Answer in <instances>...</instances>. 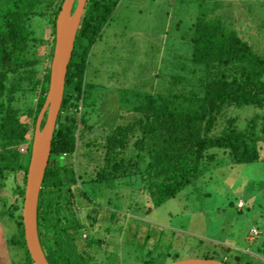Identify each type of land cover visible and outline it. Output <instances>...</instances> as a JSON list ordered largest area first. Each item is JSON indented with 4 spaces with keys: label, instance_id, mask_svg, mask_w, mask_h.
I'll return each instance as SVG.
<instances>
[{
    "label": "trees",
    "instance_id": "16d2710c",
    "mask_svg": "<svg viewBox=\"0 0 264 264\" xmlns=\"http://www.w3.org/2000/svg\"><path fill=\"white\" fill-rule=\"evenodd\" d=\"M64 1L0 0V224L8 231L6 247L21 255L14 264H34L25 241L23 200ZM120 1L88 0L76 36L38 206V233L49 264H99L94 247L103 241L89 231L105 223L101 217L97 222L102 206L92 197L101 185L125 181L131 189L137 186L150 212L224 159L232 165L264 162V53L255 54L216 14L233 0H200L213 3V11L198 15L183 37L191 49L188 63L178 68L162 94L145 97L121 125L97 134L95 121H90L96 104L85 97L91 98L99 85L86 82V71L91 50ZM36 19L50 29L48 39L38 35ZM220 119L224 126L217 131ZM45 122L46 117L41 128ZM10 178L12 202L3 195ZM77 209L86 210L89 227L75 217ZM108 213L115 224L117 211ZM114 230L107 227L109 233ZM84 232L88 235L83 239ZM203 259L243 264L239 257L230 262L228 255Z\"/></svg>",
    "mask_w": 264,
    "mask_h": 264
},
{
    "label": "rangeland",
    "instance_id": "374dc122",
    "mask_svg": "<svg viewBox=\"0 0 264 264\" xmlns=\"http://www.w3.org/2000/svg\"><path fill=\"white\" fill-rule=\"evenodd\" d=\"M210 3L119 2L91 50L86 71V82L99 85L91 98L87 94L85 97L86 102L94 98L96 104L90 121H95L97 134L101 136L121 125L122 118L130 117L133 106H138L145 97L165 91L167 82L177 77L178 68L188 63L191 49L183 37H187L198 15L212 13L214 4ZM216 14L249 43L255 54L264 53V0H233ZM33 26L38 35L49 38L50 29L44 20H34ZM223 120L220 119L217 131L223 128ZM86 135L94 138L93 134ZM67 162H74V158H67ZM221 162L176 198L150 212L137 186L131 189L124 181L97 187L92 193L95 202L102 206L97 222L105 221L89 231L103 241L101 246L94 247L100 253L97 263L103 260L108 264H145L152 260L167 264L175 257L222 259L228 255L230 262L239 257L243 264H264V162L238 165L229 164L227 159ZM82 165L85 167L86 162ZM88 171L95 173L91 168ZM20 179L19 176L16 181ZM6 183L3 195L12 202L13 181L10 178ZM91 189L88 187L89 194ZM110 210L117 211L115 224L109 222ZM86 216V210L75 211V217L89 227ZM109 226L114 232L107 231ZM253 231L257 234L253 235ZM7 234L0 224V264H14L16 255L21 257L6 247ZM87 235L84 232L82 238ZM77 243L82 244L79 240Z\"/></svg>",
    "mask_w": 264,
    "mask_h": 264
},
{
    "label": "water",
    "instance_id": "95a60500",
    "mask_svg": "<svg viewBox=\"0 0 264 264\" xmlns=\"http://www.w3.org/2000/svg\"><path fill=\"white\" fill-rule=\"evenodd\" d=\"M88 0H65L56 20L55 46L50 69V82L43 109L37 119L28 167L22 209L25 241L34 264H49L38 233V206L51 146L61 110L68 67L73 55L76 36ZM76 3V9L73 7ZM46 117V122L41 128ZM167 264H230L215 259L194 258Z\"/></svg>",
    "mask_w": 264,
    "mask_h": 264
},
{
    "label": "built area",
    "instance_id": "2783aa9c",
    "mask_svg": "<svg viewBox=\"0 0 264 264\" xmlns=\"http://www.w3.org/2000/svg\"><path fill=\"white\" fill-rule=\"evenodd\" d=\"M242 206H243V203H240V204H239V207L241 208ZM253 232H255L253 235H256V234H257L256 231H253Z\"/></svg>",
    "mask_w": 264,
    "mask_h": 264
}]
</instances>
